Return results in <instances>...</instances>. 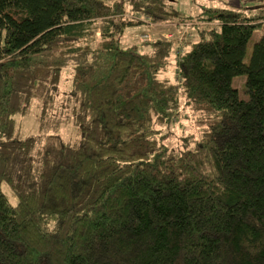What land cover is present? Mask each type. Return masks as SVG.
<instances>
[{
	"label": "trees",
	"instance_id": "16d2710c",
	"mask_svg": "<svg viewBox=\"0 0 264 264\" xmlns=\"http://www.w3.org/2000/svg\"><path fill=\"white\" fill-rule=\"evenodd\" d=\"M137 15L195 19L174 0H0V264H264V0L206 8L190 43L123 45Z\"/></svg>",
	"mask_w": 264,
	"mask_h": 264
},
{
	"label": "rangeland",
	"instance_id": "374dc122",
	"mask_svg": "<svg viewBox=\"0 0 264 264\" xmlns=\"http://www.w3.org/2000/svg\"><path fill=\"white\" fill-rule=\"evenodd\" d=\"M263 0H174V6L178 11H181L183 14L192 15L193 18L188 21H177V22H161L165 24H153L156 22H152L147 16H135L137 19L141 21V24L138 26H128L124 25V35L122 36L123 45L128 46L133 43L144 42L147 40H154L158 38H168V39H175V40H184L186 38H190L187 41L190 43L191 40L195 38L194 30L197 28L196 25L193 27L192 23L198 24V26L203 27H210L216 25L217 22L213 21H200L197 20V17L208 7H220V8H227V7H255L257 4H261ZM105 18H99L96 22V27L93 29V35L98 38L99 32L101 31L102 27L104 26ZM195 20V21H194ZM192 22V23H190ZM181 29V31H180ZM263 30L258 31L256 33V37H259ZM164 33V35H163ZM166 33V34H165ZM253 45L250 44L248 48V52L246 55V60L249 61L250 54L252 51ZM178 50L182 52L183 48L178 46ZM71 71H68V76L66 80L63 81V89L61 88L59 102L63 101L65 98L64 91L70 85L71 79ZM172 77L174 76V68L170 70L168 73ZM233 85L238 89L239 95L241 99H248L249 95L246 92V75H238L233 78ZM39 110L38 108H34L31 114L23 117H19V121L22 124L23 134H39L40 128L37 120ZM65 121H67L63 127L61 128L62 134L66 138L74 139L77 138L78 134L75 131L72 122H68L71 117L66 115L63 116ZM187 117L180 118V120L174 124L173 130L176 132H172L173 135L177 134L176 140L178 141V136L180 137L183 131H192L195 129L194 123L188 119ZM181 134V135H180ZM3 190L8 195H10V188L3 184ZM12 193V192H11ZM11 196V195H10ZM12 198V197H11Z\"/></svg>",
	"mask_w": 264,
	"mask_h": 264
},
{
	"label": "crops",
	"instance_id": "0c3cea01",
	"mask_svg": "<svg viewBox=\"0 0 264 264\" xmlns=\"http://www.w3.org/2000/svg\"><path fill=\"white\" fill-rule=\"evenodd\" d=\"M153 24H165V23H152V25H153ZM165 34H166V33H165ZM163 35H164V33H163Z\"/></svg>",
	"mask_w": 264,
	"mask_h": 264
},
{
	"label": "built area",
	"instance_id": "2783aa9c",
	"mask_svg": "<svg viewBox=\"0 0 264 264\" xmlns=\"http://www.w3.org/2000/svg\"><path fill=\"white\" fill-rule=\"evenodd\" d=\"M190 23H192V22H190ZM192 24H193V26L196 25L195 23H192ZM180 31H181V29H180Z\"/></svg>",
	"mask_w": 264,
	"mask_h": 264
}]
</instances>
